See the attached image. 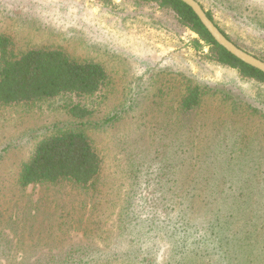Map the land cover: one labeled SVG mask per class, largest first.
Here are the masks:
<instances>
[{"label":"rangeland","instance_id":"obj_1","mask_svg":"<svg viewBox=\"0 0 264 264\" xmlns=\"http://www.w3.org/2000/svg\"><path fill=\"white\" fill-rule=\"evenodd\" d=\"M196 1L233 42L264 59V0ZM0 35L13 54L60 49L108 74L93 96L0 105V264H264L258 252L233 253L232 262L202 241L206 224L198 231L214 220L212 207L202 208L209 196L239 194L247 198L242 216L261 215L250 205L264 195V118L250 105H260L264 87L213 62L196 34L148 3L0 0ZM190 83L222 92L206 91L184 112ZM69 104L91 111L83 125ZM71 128L88 135L101 173L86 186L21 187L36 144ZM262 221L247 225L249 241Z\"/></svg>","mask_w":264,"mask_h":264},{"label":"trees","instance_id":"obj_2","mask_svg":"<svg viewBox=\"0 0 264 264\" xmlns=\"http://www.w3.org/2000/svg\"><path fill=\"white\" fill-rule=\"evenodd\" d=\"M132 1L153 4L157 11L170 15L179 27L186 28L197 35L198 39L194 41L197 46L199 41H202L209 48L213 62L235 70L241 80L252 81L264 87V73L241 62L219 46L193 11L181 1ZM206 15L217 26L211 14L206 11ZM219 30L232 41L222 29L219 28ZM233 43L241 48L235 42ZM10 46V38L0 35V105L2 106L30 105L67 96L78 98L93 96L108 82V74L101 63L74 60L62 50L52 48H29L19 54H13ZM258 59L264 61L262 58ZM210 90L213 93L222 92L210 84L203 87L199 83L188 84L184 96L180 99L179 108L184 112L197 108L201 97ZM65 108L68 114L73 119L81 121L82 125L83 120L88 119L92 114L89 109L79 104H69ZM250 109L253 112L258 111L264 118V95L260 105L258 107L250 105ZM101 169V156L88 135L72 128L62 129L46 136L36 144L30 158L21 168L18 183L21 187H27L38 183L55 184L66 180L76 185L86 186L101 173ZM260 195L253 202L254 205H250V209L257 207L261 215L251 212L250 215L245 213L244 216L242 214L245 210L242 205L247 198L239 197V194L235 196L219 194L204 198L202 208L209 210L208 208L212 207L213 211L211 210L210 213L214 215V220L206 223L204 219L199 225L198 231L205 229L204 224L207 227L204 230L205 233L200 234L202 241L210 238L213 249L223 253L228 260L234 258L233 253L238 252L239 255L249 256L258 252V256L263 257L264 195L262 193ZM220 201L226 206L216 207ZM230 209H236L239 216L234 217L232 214L228 216L230 219L224 217L226 215L222 214L223 211ZM221 219L225 220L223 225L220 224ZM253 220H263L260 224L262 231L261 234L258 231L255 235L256 239L249 241L253 237L251 234L253 228H247V225ZM234 221L237 222V229L231 228ZM225 230H229L231 234L226 235ZM223 231L224 235H222Z\"/></svg>","mask_w":264,"mask_h":264},{"label":"water","instance_id":"obj_3","mask_svg":"<svg viewBox=\"0 0 264 264\" xmlns=\"http://www.w3.org/2000/svg\"><path fill=\"white\" fill-rule=\"evenodd\" d=\"M187 5L196 17L199 19L200 23L212 37V39L221 46L229 54L240 60L241 62L257 69L258 71L264 73V61L256 58L252 54L242 50L232 41L226 38L219 28L214 24L212 20L206 15V12L201 7V5L196 0H178Z\"/></svg>","mask_w":264,"mask_h":264}]
</instances>
